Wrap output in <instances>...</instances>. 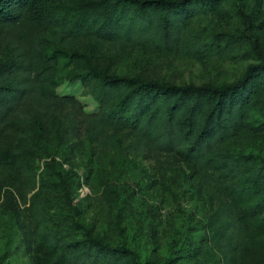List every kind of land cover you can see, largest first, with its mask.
Segmentation results:
<instances>
[{"label": "trees", "instance_id": "16d2710c", "mask_svg": "<svg viewBox=\"0 0 264 264\" xmlns=\"http://www.w3.org/2000/svg\"><path fill=\"white\" fill-rule=\"evenodd\" d=\"M225 1L0 0V205L29 264L136 262L132 249L77 220L71 180L47 150L52 139L104 143L111 131L135 156L164 168L168 159L184 162L195 191L211 202L205 241L222 264H264V16H248L240 4L244 28L208 39L195 21L225 17ZM237 42L249 43L256 61L222 85L117 74L102 63L134 49L200 60ZM62 55L73 62L68 78L80 80L97 111L57 92ZM44 156L48 175L39 179Z\"/></svg>", "mask_w": 264, "mask_h": 264}, {"label": "rangeland", "instance_id": "374dc122", "mask_svg": "<svg viewBox=\"0 0 264 264\" xmlns=\"http://www.w3.org/2000/svg\"><path fill=\"white\" fill-rule=\"evenodd\" d=\"M240 4L248 16H264V0H226L225 17L202 16L195 28L206 32L208 39L213 32H240L244 28ZM250 48L247 42H237L223 55L200 60L134 49L112 62L106 57L102 63L117 74L222 85L236 80L256 61ZM72 67L68 56L59 57L57 92L75 95L85 112L97 111V103L80 80L68 78ZM47 150L61 161L57 168L71 180L68 191L77 220L95 228L108 242L132 249L134 264H222L220 253L205 241L211 202L195 191L184 162L168 159L172 165L164 168L153 157L135 156L114 131L104 143L85 142L81 147L52 139ZM49 159H37L39 179L41 173L48 175L44 167ZM77 178L81 185L75 188ZM0 264H29L21 234L4 205H0Z\"/></svg>", "mask_w": 264, "mask_h": 264}]
</instances>
